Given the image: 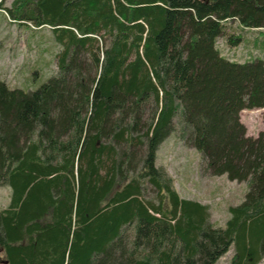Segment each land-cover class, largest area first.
Instances as JSON below:
<instances>
[{"label": "trees", "instance_id": "1", "mask_svg": "<svg viewBox=\"0 0 264 264\" xmlns=\"http://www.w3.org/2000/svg\"><path fill=\"white\" fill-rule=\"evenodd\" d=\"M47 26L57 69L39 87L0 77V264H228L264 259V61L224 56L231 22L264 31V0H13ZM176 134L211 175L248 184L225 227L156 164Z\"/></svg>", "mask_w": 264, "mask_h": 264}, {"label": "rangeland", "instance_id": "2", "mask_svg": "<svg viewBox=\"0 0 264 264\" xmlns=\"http://www.w3.org/2000/svg\"><path fill=\"white\" fill-rule=\"evenodd\" d=\"M13 0H3L10 6ZM228 33H241L242 41L236 45L226 41L225 36L217 39V46L227 58L239 62L252 59L264 61V31L244 29L237 21L230 23ZM58 44L53 40L51 30L45 26L36 28L33 24L18 23L9 17L6 10L0 12V77L12 88L32 90L45 82L57 69L56 52ZM241 121L247 134L257 136L264 130V108L244 109ZM156 164L165 168L173 184L183 198L196 199L209 204L211 222L225 227L229 219V206L241 203L248 191L246 181L230 180L226 174L211 175L206 171L200 153L185 144L176 134H170L159 146ZM10 188L0 186V208L7 207ZM233 248L215 264H228ZM264 264V259L260 262Z\"/></svg>", "mask_w": 264, "mask_h": 264}, {"label": "crops", "instance_id": "3", "mask_svg": "<svg viewBox=\"0 0 264 264\" xmlns=\"http://www.w3.org/2000/svg\"><path fill=\"white\" fill-rule=\"evenodd\" d=\"M260 264V263H259Z\"/></svg>", "mask_w": 264, "mask_h": 264}]
</instances>
